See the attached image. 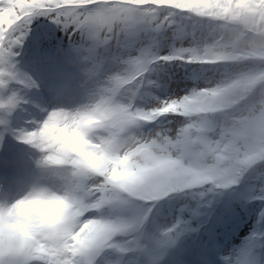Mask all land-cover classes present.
Wrapping results in <instances>:
<instances>
[{
  "label": "snow or ice",
  "instance_id": "1",
  "mask_svg": "<svg viewBox=\"0 0 264 264\" xmlns=\"http://www.w3.org/2000/svg\"><path fill=\"white\" fill-rule=\"evenodd\" d=\"M44 17L73 34L80 33L91 42L86 57L85 76L97 83L109 74L103 72V61L98 59L99 49H117L114 63L131 68L128 78L134 88L133 96L147 98L150 89L160 87L153 75L160 77L165 65L196 66L204 84L188 94L163 100L144 108L132 105L133 114L146 117L140 121L141 129L161 118H181L175 135L158 131L133 137L137 148H148L159 159L162 169L180 166L171 155L173 145L187 143V133L199 129L202 133L212 130L223 136L235 135V130L222 127L235 112H247L254 118L244 124L248 143L246 149L259 152L264 148V117H257L264 102V0H250L244 11L212 12L199 7L197 0H0V86L18 83L34 87L29 77L16 70L17 49L22 47L32 22ZM163 48L167 54L162 55ZM17 134L21 143L28 133ZM137 129V130H138ZM136 130V131H137ZM259 165H264L262 161ZM258 165L251 161L247 172L228 183H218L216 189H229L237 185ZM203 180L214 179V172H197ZM191 185H178L172 192L161 191L152 197L136 192H115L105 182L85 189L84 217L87 221L107 225L109 237L92 249L85 257L63 253L55 264H94V258L107 249L118 248V236L139 233L151 213V207L132 218H86L90 212L102 213L105 208L125 210L137 204L154 206L173 194L188 191ZM203 195V193H201ZM180 227L175 225L162 233L167 239Z\"/></svg>",
  "mask_w": 264,
  "mask_h": 264
},
{
  "label": "clouds",
  "instance_id": "2",
  "mask_svg": "<svg viewBox=\"0 0 264 264\" xmlns=\"http://www.w3.org/2000/svg\"><path fill=\"white\" fill-rule=\"evenodd\" d=\"M206 11H244L250 0H197ZM128 67L105 75L95 84L88 102L73 109L51 111L24 144L38 154L34 161L39 179L18 197H0V264H55L63 253L85 257L111 234L106 224L84 217L85 189L105 182L115 192H136L152 197L191 185L184 192L212 191L218 183L231 185L242 177L251 161H264L259 152L246 149L244 124L254 117L235 112L222 127L235 130L223 136L212 130L187 133V143L173 145L172 157L180 166L162 169L159 157L148 148H137L133 137L146 117L133 114L138 97ZM7 89L6 83L0 90ZM16 94L0 95V113L19 107ZM257 117H264V102ZM212 170L214 179L197 172Z\"/></svg>",
  "mask_w": 264,
  "mask_h": 264
},
{
  "label": "rangeland",
  "instance_id": "3",
  "mask_svg": "<svg viewBox=\"0 0 264 264\" xmlns=\"http://www.w3.org/2000/svg\"><path fill=\"white\" fill-rule=\"evenodd\" d=\"M46 20H47V18L44 19V21H46ZM26 35H27V33H26ZM26 35H25V39L23 40L25 42L27 41ZM29 40H33L32 36L30 37ZM90 47L91 46L86 44L83 47L82 50L88 51V49ZM164 51H166V50L164 49ZM70 52H74V54H75L74 55V59L76 61V65L77 66H83L84 64L87 63L81 50L71 49ZM163 52H162V54H163ZM51 64L52 63L48 62L47 66L50 67ZM61 64H62V62L60 63V65ZM61 68H62L61 69L62 72L60 70L61 75H62L63 71H65V70H69L70 71L69 73L71 75V81L68 82V87H67L66 92L64 93V95L62 97H60L59 95H56V96H54V98L58 102L61 103V108H63V109H73V108H75L77 106L83 105L84 102H86V98L90 97L91 93L94 91L95 85H92V86L87 88L86 86L81 85V83H74L73 79L76 78V75L78 77V74H77L78 72L72 68V65H71V63L69 61H67L65 64H63V66ZM32 70H34V69H32ZM175 73L176 74L171 75L169 79H171L170 81H174V83L172 85H174L176 87V89H177L176 91L178 92V96L180 94H182V95L187 94V88L189 87V85H195L196 82H194V81L197 79L196 76L191 75L189 77H186L184 74H182L179 71H177ZM199 79L200 80L198 81V83L204 84L203 79L202 78H199ZM180 83H183L184 86H186V87H183L182 89H179L180 85L183 86V84H180ZM56 86L58 87L59 84L56 83ZM57 92L61 95L62 90H58ZM162 93H164V92H162ZM154 98L156 99V98H158V96H154ZM172 98H175V96H172ZM63 105L66 106V107H63ZM168 119H169V123L168 124L173 126V134L171 135V136H173V135H175L176 131L181 126V118L180 117H176V116H169ZM6 122H7L6 118L4 116H1L0 117V123L3 125V127L6 125ZM162 122L163 121L161 120L159 122V124H162ZM140 132H141V129H138L136 131V134L140 135ZM263 187H264V178H261L260 182L253 189L258 190V191L261 192L263 190ZM194 194H197V192L194 193ZM185 196L186 195H181L179 197L178 196H172V198H174L175 200H173L171 202L167 201V203H165V204H160L161 208H170V207H172V214H173V218H172L173 221L172 222L170 220H164L162 222H164V223H170L171 222L169 224V226H173L179 221L180 222V229L179 230H183L184 228L186 230H189L191 227H195V230H196V228H198L200 223H201V219L198 218V214H200V213H198V212L201 211V213H202V210H198L197 209V207L195 206L196 203L194 202V200L192 199L191 196H188L187 198ZM222 196H223V194L221 192L213 191L212 193L210 192L209 194H206V198L204 199L203 202L205 203V201H206L205 204H207V206H209V205H212L211 204L212 201L213 202H215V201L219 202V198L220 197L222 198ZM224 196L226 197V195H224ZM186 206H188V208H189L188 209L189 210L188 213H186L184 211V210H186L185 209ZM234 208H235L234 202L228 205V209L230 211L234 210ZM121 211L122 210H119V209H112V210L108 211L106 213V215H102L101 214L100 217L105 218V219H117V218H120ZM164 215H167V214H164ZM194 215L197 217V219L194 220V223L191 226V224L187 223V220H188V218H190V217H192ZM97 216L98 215H96L95 217H91V218H97ZM238 222H240V221H238ZM153 224H154V226L161 224V223L158 222L157 216L154 219ZM224 228L228 229V226L226 225V227L224 226ZM157 231L158 230H154V233H153L152 238H151V245H153V241L154 242L156 241L155 238H158ZM199 231H200V233H199L200 236H203L204 233L207 234L206 237H205V240H207L208 243L212 242V244H216L215 243L216 238H218L219 236H217V235L209 236L210 233H208V231H205V232L202 231V230H199ZM232 232H233V229H231L229 232L228 231L225 232V234H224V239L225 240H229L228 242H230V238L232 236ZM177 235L179 236V232H177ZM239 235H242V232H239ZM177 237L174 236L173 234H170V238H168V240L166 242V247L163 248L162 250L169 249L170 242L172 240L176 239ZM225 240H223V241L225 242L224 246L226 248L227 247V243H226ZM261 240H262L261 236H258L256 239H251L250 240L251 244L246 249H244V251H246L245 255L238 257L237 264H252L250 259H251L252 255H253L254 251L256 250V248L261 243H263V241H261ZM147 260H149V259H147Z\"/></svg>",
  "mask_w": 264,
  "mask_h": 264
}]
</instances>
